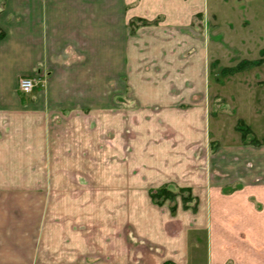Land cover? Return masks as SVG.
<instances>
[{
    "label": "crops",
    "instance_id": "0c3cea01",
    "mask_svg": "<svg viewBox=\"0 0 264 264\" xmlns=\"http://www.w3.org/2000/svg\"><path fill=\"white\" fill-rule=\"evenodd\" d=\"M262 16L264 0H0V264H264V144L206 122L215 51L261 60L224 38ZM24 77L45 85L23 94ZM167 184L197 212L154 205Z\"/></svg>",
    "mask_w": 264,
    "mask_h": 264
},
{
    "label": "rangeland",
    "instance_id": "374dc122",
    "mask_svg": "<svg viewBox=\"0 0 264 264\" xmlns=\"http://www.w3.org/2000/svg\"><path fill=\"white\" fill-rule=\"evenodd\" d=\"M262 17L264 18V16ZM262 22L264 23V20H256L257 25ZM241 34L245 36H241ZM230 35L227 34L224 39L231 44V47L241 48V51L238 53H234L235 51H233L236 56H247L249 59L261 57L262 63L248 66L247 69H252V71L243 72L247 70L245 69L233 73L231 71L232 67L230 68V66L237 65L239 59L230 61L222 56L221 50L215 51L219 53L218 55H220L222 62L218 66L220 68L217 70L211 68L210 73L207 70V95H210L208 96V100H210L207 105L208 109H210L206 118L207 129L214 138L216 137L223 144H235L239 139H242L240 138L241 134L236 130L237 122L242 118L245 124L250 126L255 132V137L258 141L264 144V83H257L259 79L264 80V54L260 55L261 50H264V28L260 31L254 30L253 32L238 29ZM211 40H213L211 44H217L219 42L214 37ZM196 82L198 83L196 84ZM193 84L198 88L204 86V82L202 83L198 77L194 78ZM44 85L37 84L35 89L40 86L44 87ZM216 95L220 98L216 100L215 104L213 98ZM120 103V100L113 101L114 106ZM151 121L149 120V123ZM251 140L252 137L248 136L244 142L246 143L245 145L250 146ZM133 153L132 156L134 155ZM164 205H167L170 211L173 207L178 208L180 205L183 207L180 197L175 198L174 201L168 200ZM171 214L174 216L177 212L176 214L171 212ZM128 236L130 237L131 234H128Z\"/></svg>",
    "mask_w": 264,
    "mask_h": 264
},
{
    "label": "trees",
    "instance_id": "16d2710c",
    "mask_svg": "<svg viewBox=\"0 0 264 264\" xmlns=\"http://www.w3.org/2000/svg\"><path fill=\"white\" fill-rule=\"evenodd\" d=\"M134 23V22H133ZM133 23L131 25H133ZM141 25H150L149 22L142 21L140 22ZM135 27L137 26L133 25L132 33L135 32ZM4 38V33L0 31V40ZM262 63V60H259L257 62H243L240 63L236 68H232V72H240L245 69H247L248 66H254L259 65ZM236 130L238 133L241 134V138L243 143L246 141V138L248 136L252 137V140L250 142L253 146H261L262 143L258 141V139L255 137V134L252 132V130L245 124L243 120H239L236 125ZM246 144V143H245ZM150 199L153 202L154 205L157 206H163L164 203L168 200L174 201L175 198L180 197L181 201L183 203V208L185 210H192L193 212H197L198 205H199V199L194 197L192 194V190L189 188H179L175 186L174 184H167L163 185L160 188L153 189L149 193ZM171 212L176 214L177 207H173Z\"/></svg>",
    "mask_w": 264,
    "mask_h": 264
},
{
    "label": "built area",
    "instance_id": "2783aa9c",
    "mask_svg": "<svg viewBox=\"0 0 264 264\" xmlns=\"http://www.w3.org/2000/svg\"><path fill=\"white\" fill-rule=\"evenodd\" d=\"M37 86V81L33 77H24L19 81V91L23 94H31Z\"/></svg>",
    "mask_w": 264,
    "mask_h": 264
}]
</instances>
